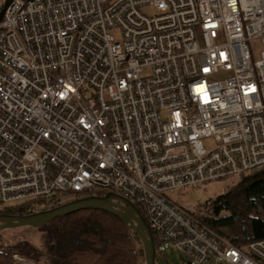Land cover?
I'll use <instances>...</instances> for the list:
<instances>
[{
	"label": "built area",
	"instance_id": "1",
	"mask_svg": "<svg viewBox=\"0 0 264 264\" xmlns=\"http://www.w3.org/2000/svg\"><path fill=\"white\" fill-rule=\"evenodd\" d=\"M254 40L264 44V0H12L0 22V203L99 189L134 203L155 246L184 264H264V238L240 248L169 196L264 168Z\"/></svg>",
	"mask_w": 264,
	"mask_h": 264
},
{
	"label": "trees",
	"instance_id": "2",
	"mask_svg": "<svg viewBox=\"0 0 264 264\" xmlns=\"http://www.w3.org/2000/svg\"><path fill=\"white\" fill-rule=\"evenodd\" d=\"M93 194L103 195L94 190L58 193L53 200L4 206L0 213L26 215ZM192 212L240 248L264 238V168L242 174L236 183L207 202L203 209ZM36 229L43 235L42 248L30 240L0 245V264H13L14 253L38 264H146L144 246L137 233L104 210H80L59 216ZM154 239L156 244L162 243L155 233ZM160 252L157 245L156 260Z\"/></svg>",
	"mask_w": 264,
	"mask_h": 264
},
{
	"label": "water",
	"instance_id": "3",
	"mask_svg": "<svg viewBox=\"0 0 264 264\" xmlns=\"http://www.w3.org/2000/svg\"><path fill=\"white\" fill-rule=\"evenodd\" d=\"M12 0H5L0 9V22ZM117 200L119 202H114ZM84 209H100L121 219L140 237L145 251V263L156 264V246L152 230L139 209L130 200L108 192L105 195H89L65 202L56 207L26 215L0 213V229L29 226L39 228L51 220Z\"/></svg>",
	"mask_w": 264,
	"mask_h": 264
},
{
	"label": "rangeland",
	"instance_id": "4",
	"mask_svg": "<svg viewBox=\"0 0 264 264\" xmlns=\"http://www.w3.org/2000/svg\"><path fill=\"white\" fill-rule=\"evenodd\" d=\"M2 2V0H1ZM113 33L117 38H119V31L114 30ZM253 49V58L259 59L260 53L264 50V44L260 40H254L250 43ZM227 74H220L217 77L226 76ZM205 146L210 149L215 146L213 139H208L205 141ZM240 178V177H239ZM239 178L234 180L222 181L217 183H212L207 187L199 188H181L179 190H174L169 193V196L176 201L183 203L185 206L189 207L193 211L201 210L207 202L214 200L218 195L224 193L231 185L236 183ZM94 193L105 194V191L95 189ZM70 200V199H69ZM72 200V199H71ZM27 202H33L31 200H25L22 202L13 203L11 205H6L0 203V209L4 206H17ZM47 206L50 207L49 204ZM22 240H30L32 243L38 247H43V235L42 232L36 228H31L29 226H21L16 228H5L0 229V245L9 246L14 245ZM189 262V258L182 252L177 251L171 244L163 243L161 247V252L157 254L156 264H184V262ZM36 263V262H35ZM13 264H21L14 262ZM38 264V263H36ZM42 264V263H40ZM206 264H229L224 263L217 257H213Z\"/></svg>",
	"mask_w": 264,
	"mask_h": 264
},
{
	"label": "flooded vegetation",
	"instance_id": "5",
	"mask_svg": "<svg viewBox=\"0 0 264 264\" xmlns=\"http://www.w3.org/2000/svg\"><path fill=\"white\" fill-rule=\"evenodd\" d=\"M114 202H119V201H117V200H114ZM1 223V222H0Z\"/></svg>",
	"mask_w": 264,
	"mask_h": 264
},
{
	"label": "snow or ice",
	"instance_id": "6",
	"mask_svg": "<svg viewBox=\"0 0 264 264\" xmlns=\"http://www.w3.org/2000/svg\"><path fill=\"white\" fill-rule=\"evenodd\" d=\"M205 71H207V69H205Z\"/></svg>",
	"mask_w": 264,
	"mask_h": 264
}]
</instances>
